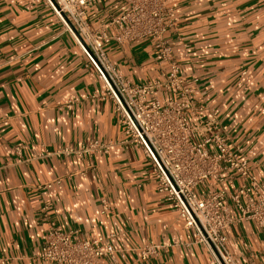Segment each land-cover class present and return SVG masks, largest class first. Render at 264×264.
Masks as SVG:
<instances>
[{
    "label": "crops",
    "instance_id": "0c3cea01",
    "mask_svg": "<svg viewBox=\"0 0 264 264\" xmlns=\"http://www.w3.org/2000/svg\"><path fill=\"white\" fill-rule=\"evenodd\" d=\"M176 27L165 34L180 74L196 78V100L217 112L264 181V0H168ZM125 8L104 0L87 9L98 27ZM129 82L162 78L167 64L150 39L103 46ZM245 74L240 76V72ZM163 97V94L161 93ZM69 101V109L57 104ZM114 140L107 154L54 155L64 146ZM125 136L102 82L42 0H0V257L5 264H54L34 258L51 221L63 231L100 235L113 250L99 264H212L170 202L155 190L140 148ZM18 147V150L15 149ZM237 181L220 188L233 190ZM57 199V201L55 200ZM106 201L101 211L100 200ZM45 206V210H41ZM233 216L237 212L230 207ZM236 264H264L253 220L223 231ZM157 246L146 260L137 250Z\"/></svg>",
    "mask_w": 264,
    "mask_h": 264
},
{
    "label": "built area",
    "instance_id": "2783aa9c",
    "mask_svg": "<svg viewBox=\"0 0 264 264\" xmlns=\"http://www.w3.org/2000/svg\"><path fill=\"white\" fill-rule=\"evenodd\" d=\"M42 1L102 82L104 96L112 102L116 122L125 136L119 143L140 148L153 175L155 190L170 202L183 225L193 231V242L205 248L212 264H236L226 248L223 231L249 219L256 223L264 240V181L254 177L242 145L229 137L216 110L197 102V79L180 74L165 37L176 27L174 9L168 0H120L125 8L116 15L106 14L98 27L88 23L86 12L104 0ZM142 38L151 40L154 53L167 64V70L160 79L129 82L114 70L103 46L111 41L120 44ZM244 74L240 72V76ZM70 106L69 101L57 104L60 110ZM116 143L93 139L52 153L79 157L107 154ZM229 181L238 183L226 192L220 185ZM100 203L103 213L107 204L104 199ZM230 207L236 216L230 213ZM156 247L144 243L137 250L138 259L146 260ZM112 255L103 236L82 238L77 231L60 230L50 221L32 256L54 264H99L101 257ZM6 260L0 257V264Z\"/></svg>",
    "mask_w": 264,
    "mask_h": 264
}]
</instances>
